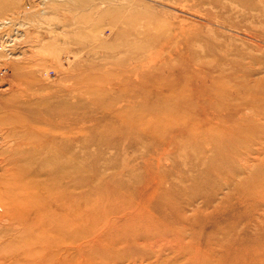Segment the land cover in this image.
Wrapping results in <instances>:
<instances>
[{
	"label": "rangeland",
	"instance_id": "374dc122",
	"mask_svg": "<svg viewBox=\"0 0 264 264\" xmlns=\"http://www.w3.org/2000/svg\"><path fill=\"white\" fill-rule=\"evenodd\" d=\"M102 1L0 0V24L12 21L5 33L16 42L13 56L0 51V175L12 173L14 119L40 107L43 90L74 88L77 204L104 207L90 208L93 218L104 212L123 232L149 200L180 213L160 219L172 235L184 229L177 215L204 216L186 231L184 256L163 232L142 250L136 233L122 241L109 227L97 244L110 243L123 264H264V153L235 164L213 146H225L223 129L264 112L239 82L264 81V0H119L113 26L97 11ZM229 108L239 111L231 119ZM233 175L244 185H226Z\"/></svg>",
	"mask_w": 264,
	"mask_h": 264
},
{
	"label": "bare ground",
	"instance_id": "6f19581e",
	"mask_svg": "<svg viewBox=\"0 0 264 264\" xmlns=\"http://www.w3.org/2000/svg\"><path fill=\"white\" fill-rule=\"evenodd\" d=\"M119 2L103 0L101 4L99 3L101 7L97 11L105 17L106 26L116 25L123 20L118 15L113 16L114 12L121 10ZM10 4L13 5L12 2ZM110 36L115 39L111 32ZM233 77L229 75V80ZM241 81L245 82V100L251 98L257 107H262L264 81L260 79L256 83L252 79L253 83H250L246 76L240 77L239 82ZM251 84H255V90L261 98H258ZM226 86L221 84L220 87ZM74 90V88L43 90L41 97L35 100L40 107L24 111V116L19 121L15 119L13 121L17 123V132L14 133L16 140L12 150L14 154L11 157L14 169L12 168L10 176L6 172L0 175V264H91L92 256L97 252H102V255L99 260H93L94 264H123L118 261L120 255H114L110 251L113 249L110 243H96L109 233V227L112 230L116 229L113 234L122 241H129L125 238L136 233L137 237L132 239L135 242L134 247L140 246L142 250L149 245L150 233L163 232L167 238L172 239L175 252L179 250L183 256L184 253L187 255L193 248L190 244L192 238L186 242V231H192V226L199 224L204 217L200 218L198 209L193 210V214L199 215L198 218L192 214L177 215L181 218L184 229L172 235L169 231L174 229L160 222L162 218L180 214L175 209L168 211L162 209L170 204L168 199L163 202L155 200L154 205L152 200L143 203L140 213L134 215L136 223L133 229L128 232L114 227L117 220L109 219L110 216L105 217L104 212H97L93 218V211L90 208L100 211L104 207H100L99 204L89 207L86 202H82L84 206L75 202L73 192L75 164L72 158L75 147V122L72 118L74 114L72 109L76 106L75 103L67 101V97L68 99L74 97ZM238 112L236 108L233 110L231 108L230 112H226L227 119H231ZM260 112L256 114V118L241 117L242 121L235 125V128L223 129L222 133L227 138L223 139L226 144L222 146L217 141L220 138H215L214 148L222 153L227 150L235 164L247 162L252 155L254 160H258V155L264 153V112ZM81 121L85 123V117ZM37 122L42 125L36 126ZM186 128L187 126L184 131ZM200 129L201 127H195L189 131L198 132ZM241 132L249 134L241 135ZM203 133H207L206 130ZM241 147L247 149L246 154L242 156L237 153V149ZM241 169L247 171L249 167L243 164ZM220 176L218 174V178ZM229 177L226 179L227 182L225 181L226 185L233 182L244 185L241 179H237L238 175ZM259 196L264 199L263 191ZM150 209L160 211L155 215ZM128 217L132 218L133 215L128 214ZM139 238L141 242L137 243ZM227 248L233 249L231 244H227ZM151 262L154 261L147 260V257L137 261L138 264H152Z\"/></svg>",
	"mask_w": 264,
	"mask_h": 264
},
{
	"label": "built area",
	"instance_id": "2783aa9c",
	"mask_svg": "<svg viewBox=\"0 0 264 264\" xmlns=\"http://www.w3.org/2000/svg\"><path fill=\"white\" fill-rule=\"evenodd\" d=\"M12 26V21L9 19L3 20L0 24V51L7 54V56H13L16 52L14 51L15 40L8 33H5V29ZM17 25H15L16 27ZM17 34V33H16Z\"/></svg>",
	"mask_w": 264,
	"mask_h": 264
}]
</instances>
